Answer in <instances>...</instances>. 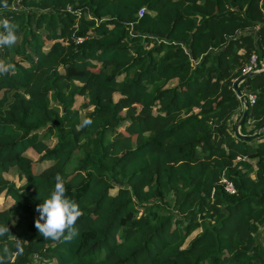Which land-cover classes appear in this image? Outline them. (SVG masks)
<instances>
[{
  "label": "trees",
  "instance_id": "1",
  "mask_svg": "<svg viewBox=\"0 0 264 264\" xmlns=\"http://www.w3.org/2000/svg\"><path fill=\"white\" fill-rule=\"evenodd\" d=\"M262 1L0 8L19 24L0 49L16 64L0 76V224L24 247L13 264H264V130L236 134L234 88L240 132L264 128V70L243 74L264 55ZM82 114L93 123L78 131ZM57 173L82 211L68 242L35 227Z\"/></svg>",
  "mask_w": 264,
  "mask_h": 264
},
{
  "label": "clouds",
  "instance_id": "2",
  "mask_svg": "<svg viewBox=\"0 0 264 264\" xmlns=\"http://www.w3.org/2000/svg\"><path fill=\"white\" fill-rule=\"evenodd\" d=\"M0 8L9 9V0H0ZM19 24L7 16H0V49H12L19 40ZM16 64L8 58L0 57V76L14 74ZM90 117L81 115V123L77 130L91 126ZM39 213L35 219V227L44 240L68 242L78 235L76 222L82 215L79 203L67 195L63 177L57 173L54 187L44 201L36 206ZM8 225L0 224V240L7 237V242L0 246V264H13L14 257L24 251L22 239L9 236Z\"/></svg>",
  "mask_w": 264,
  "mask_h": 264
},
{
  "label": "water",
  "instance_id": "3",
  "mask_svg": "<svg viewBox=\"0 0 264 264\" xmlns=\"http://www.w3.org/2000/svg\"><path fill=\"white\" fill-rule=\"evenodd\" d=\"M262 8L264 10V0L262 1ZM253 72V71H252ZM249 74H251V72H248L244 75V77L248 76ZM239 82H236L235 85H234V88H235V91L236 93L238 94V96L241 98L242 100V103H243V109H242V113H241V116L239 117L238 120H236L235 122V130H236V134L242 138H252L253 136H255L259 131L261 130H264L263 126H261L259 129L255 130L253 133H250V134H242L240 132V126L242 124V122L244 121L245 119V116L247 114V111H248V103L244 97V93L242 92V90L240 89L239 87Z\"/></svg>",
  "mask_w": 264,
  "mask_h": 264
},
{
  "label": "built area",
  "instance_id": "4",
  "mask_svg": "<svg viewBox=\"0 0 264 264\" xmlns=\"http://www.w3.org/2000/svg\"><path fill=\"white\" fill-rule=\"evenodd\" d=\"M141 12H142V9H140V13ZM261 70H264V55L260 59H257L255 55H252L250 63L243 69V74H246L252 71L255 72V71H261ZM250 98L253 99V95H250ZM221 182L223 183L225 190L229 192L235 191L233 182L230 179L223 177L221 179Z\"/></svg>",
  "mask_w": 264,
  "mask_h": 264
},
{
  "label": "rangeland",
  "instance_id": "5",
  "mask_svg": "<svg viewBox=\"0 0 264 264\" xmlns=\"http://www.w3.org/2000/svg\"><path fill=\"white\" fill-rule=\"evenodd\" d=\"M115 97H117V95H115ZM242 106H243V104H242ZM237 116H238V112L234 113V115H233L232 118H231V121H235L236 118H237ZM31 151H32V150H31ZM31 151L28 150V151H26V153L29 154L31 157H35V156H33V155H35L34 151H32V152H31ZM31 153H33V155H32ZM10 177H11V176H10ZM5 199H6V198H5L3 195H0V204H1V203H4ZM7 199H8V198H7ZM194 233H195V232H192L191 235H194ZM257 238L260 240V242L264 243V236H263V234H262V235H258Z\"/></svg>",
  "mask_w": 264,
  "mask_h": 264
},
{
  "label": "crops",
  "instance_id": "6",
  "mask_svg": "<svg viewBox=\"0 0 264 264\" xmlns=\"http://www.w3.org/2000/svg\"><path fill=\"white\" fill-rule=\"evenodd\" d=\"M262 234H263V236H264V233H262V232H261L259 235H262Z\"/></svg>",
  "mask_w": 264,
  "mask_h": 264
}]
</instances>
